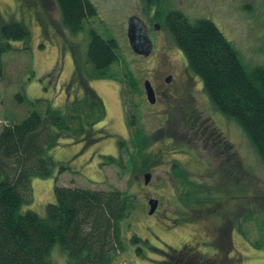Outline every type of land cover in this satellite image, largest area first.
Segmentation results:
<instances>
[{
    "label": "rangeland",
    "instance_id": "obj_1",
    "mask_svg": "<svg viewBox=\"0 0 264 264\" xmlns=\"http://www.w3.org/2000/svg\"><path fill=\"white\" fill-rule=\"evenodd\" d=\"M207 1L163 0L161 11L178 8L194 18L199 11L213 10L217 16L211 20L226 39L248 61L263 64L264 0H209L206 5ZM92 2L97 15L86 21L84 32L74 35L64 27L55 0H0V21H19L30 35L27 42L10 41V48L0 56V132L5 125L22 121L35 107L43 113L45 106H36L37 100L49 101L64 110L89 91L104 104L103 115L82 134H60L50 152L57 165L49 178L32 180V201L23 211L44 217L47 205L56 201V185L126 192L140 203L131 219L132 229L126 234L127 249L117 253L115 264H174L170 261L172 252L177 256L183 253L180 264H264V164L245 133L216 111L202 81L190 72L185 55L163 26L161 33H149L154 42L151 56L142 57L132 51L128 19L132 15L148 19L140 0ZM90 28L119 43V61L107 70L103 80L84 79ZM128 72L142 86L143 95L131 88ZM170 76L172 84L166 81ZM145 81L160 90L156 104L147 101ZM194 109L205 119L203 126H209L206 134L215 132L218 136L212 145H207L186 123L188 113ZM139 129L150 138L146 157L151 163L148 166L143 162L133 174L128 150L135 149L132 134ZM120 140L125 148L119 146ZM224 144L232 146L243 167L219 178L212 173L223 162L217 155ZM109 158L118 159L120 166ZM175 159L206 184L205 216L196 220L178 209L173 199L177 191L166 182ZM146 174H151L147 185ZM150 199L159 201L153 215L149 214ZM135 235L141 242L129 241ZM54 258L65 262L60 250L54 252Z\"/></svg>",
    "mask_w": 264,
    "mask_h": 264
},
{
    "label": "trees",
    "instance_id": "obj_2",
    "mask_svg": "<svg viewBox=\"0 0 264 264\" xmlns=\"http://www.w3.org/2000/svg\"><path fill=\"white\" fill-rule=\"evenodd\" d=\"M55 1L71 34L84 32L86 21L97 15L92 0ZM140 2L145 12L156 8L158 13L150 22L160 24L172 36L216 111L239 125L264 164V63L248 61L211 20L193 19L180 11H161L157 0ZM87 34L84 79L103 80L107 70L119 61V43L93 28ZM29 36L23 23L0 21V56L10 48V41L27 42ZM127 77L131 88L142 95L140 83L129 72ZM87 92L64 110L37 100L36 106H45L43 113L35 107L22 121L11 122L0 132V264H62L54 258L56 250L64 254V264H115L117 253L126 251V234L132 229L131 219L140 203L130 193L56 185V201L47 205L44 217L23 211L32 201V180L49 178L57 165L50 152L60 134L78 136L103 115L100 97ZM136 109L138 112L139 107ZM149 140L142 129L132 134L135 149L128 152L133 174L143 162L150 166L151 159L146 157ZM118 144L126 146L122 140ZM219 149L217 157L223 162H217L212 176H228L233 169L243 167L230 144ZM109 159L120 166L118 159ZM64 170L62 167L61 172ZM187 170L180 160H172L166 182L177 191L173 199L178 209L196 220L205 216L207 187ZM129 241L136 244L141 238L135 235ZM183 258V253L177 256L172 252L170 261L180 264Z\"/></svg>",
    "mask_w": 264,
    "mask_h": 264
},
{
    "label": "water",
    "instance_id": "obj_3",
    "mask_svg": "<svg viewBox=\"0 0 264 264\" xmlns=\"http://www.w3.org/2000/svg\"><path fill=\"white\" fill-rule=\"evenodd\" d=\"M156 29H159L157 25ZM127 36L129 45L132 51L143 57H149L154 50V43L149 36L148 26L144 19L137 15H133L128 20V30ZM171 81V78H168V82ZM145 89L147 93V100L150 104H156V95L150 81L145 82ZM151 179V174L145 175V183L149 184ZM150 206L149 214L153 215L159 205V201L156 199H150L148 201Z\"/></svg>",
    "mask_w": 264,
    "mask_h": 264
},
{
    "label": "flooded vegetation",
    "instance_id": "obj_4",
    "mask_svg": "<svg viewBox=\"0 0 264 264\" xmlns=\"http://www.w3.org/2000/svg\"><path fill=\"white\" fill-rule=\"evenodd\" d=\"M161 1H163V0H157V3L158 4H160V2ZM174 2H176V0H173V3ZM172 3V4H173ZM204 5H205V3H206V5H208L207 3H209V0L207 1V2H202ZM201 3V4H202ZM219 5V4H218ZM217 5V6H218ZM153 10V11H152ZM151 11H149V12H145L144 10H143V12L145 13V15L147 16V21L145 20V22H146V24H147V26H148V31H149V33L151 32V31H154L155 30V32H162L163 30L160 28L161 27V25L160 24H158V23H152V22H150V20H154L155 19V17H156V15H157V11H156V8H153ZM173 12V11H180V12H182L184 15H186V16H188L189 17V14H187L186 12H184V11H182V10H180V9H178V8H175V9H170V12ZM213 10H211V9H206V12L205 13H202V12H198L197 14H196V17H194L193 19H207V20H211V18L212 17H215V16H217L216 14H215V12L213 11ZM133 16V15H132ZM131 17V16H130ZM129 17V18H130ZM140 17V16H139ZM142 18V17H141ZM143 19V18H142ZM129 20V19H128ZM149 20V21H148ZM212 21V20H211ZM127 25H128V23H127ZM157 25H159V29L157 30L156 29V27H157ZM127 30H128V27H127ZM150 36V35H149ZM151 38V37H150ZM167 41H168V39L169 38H165ZM164 39V41H166ZM153 41V40H152ZM154 43V42H153ZM181 51V50H180ZM182 52V51H181ZM151 56V55H150ZM143 57V56H142ZM170 78H171V81L173 80V76H170ZM167 83H170V84H172L171 83V81L170 82H168V78H167ZM146 82V81H145ZM151 85H152V87H153V89H154V92H155V95H156V102H157V99L160 97L159 95H160V90L154 85V84H152L151 83ZM144 90H145V94H146V98H147V93H146V89H145V83H144ZM144 91H143V88H142V95L144 94L143 93ZM172 93V92H171ZM171 93H166V94H168V95H172ZM167 95V96H168ZM148 101V100H147ZM170 108H172L173 107V105L172 104H170V105H168ZM193 107V106H192ZM197 107V106H196ZM170 111V110H169ZM165 112H168V110H165ZM198 112V113H197ZM165 117L167 118V114H165ZM135 119H136V116H135ZM204 122H205V119H203V118H201V115H200V113H199V111L197 110V109H194L193 111H191V112H189L188 113V117L186 118V123L187 124H190V126H189V128L191 129V131H195V133H196V135L199 137V138H201V139H205L206 140V144L207 145H212V142L213 141H215L217 138H218V136H216V134H215V132L214 133H212L211 135H207L206 134V132L208 131V129L207 128H209V126H206V127H204L203 126V124H204ZM173 141L171 142V144H174V139H172ZM219 141V140H218Z\"/></svg>",
    "mask_w": 264,
    "mask_h": 264
}]
</instances>
